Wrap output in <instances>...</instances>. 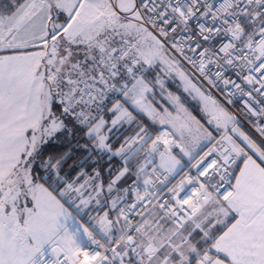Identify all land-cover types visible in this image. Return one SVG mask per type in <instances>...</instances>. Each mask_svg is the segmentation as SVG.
Segmentation results:
<instances>
[{
    "label": "snow or ice",
    "instance_id": "1",
    "mask_svg": "<svg viewBox=\"0 0 264 264\" xmlns=\"http://www.w3.org/2000/svg\"><path fill=\"white\" fill-rule=\"evenodd\" d=\"M0 264H264V0H0Z\"/></svg>",
    "mask_w": 264,
    "mask_h": 264
},
{
    "label": "rangeland",
    "instance_id": "2",
    "mask_svg": "<svg viewBox=\"0 0 264 264\" xmlns=\"http://www.w3.org/2000/svg\"><path fill=\"white\" fill-rule=\"evenodd\" d=\"M169 87H170L172 90H175V88H176V85H175V83H174V82H172V81H169Z\"/></svg>",
    "mask_w": 264,
    "mask_h": 264
},
{
    "label": "crops",
    "instance_id": "3",
    "mask_svg": "<svg viewBox=\"0 0 264 264\" xmlns=\"http://www.w3.org/2000/svg\"><path fill=\"white\" fill-rule=\"evenodd\" d=\"M106 118H108V117H106ZM119 163H120V161L118 159H115L113 161V164H115V165H118ZM104 178H105V180H107V176H105Z\"/></svg>",
    "mask_w": 264,
    "mask_h": 264
}]
</instances>
